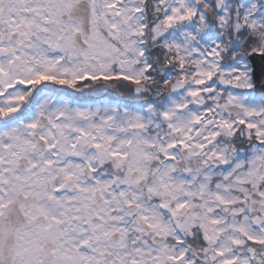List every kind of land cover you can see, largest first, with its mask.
<instances>
[{
    "label": "snow or ice",
    "instance_id": "snow-or-ice-1",
    "mask_svg": "<svg viewBox=\"0 0 264 264\" xmlns=\"http://www.w3.org/2000/svg\"><path fill=\"white\" fill-rule=\"evenodd\" d=\"M0 264H264V0H0Z\"/></svg>",
    "mask_w": 264,
    "mask_h": 264
}]
</instances>
